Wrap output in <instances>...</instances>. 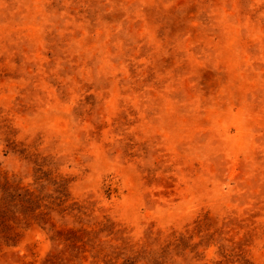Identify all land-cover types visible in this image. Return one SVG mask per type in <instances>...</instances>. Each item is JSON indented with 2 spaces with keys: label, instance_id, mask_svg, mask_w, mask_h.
<instances>
[{
  "label": "rangeland",
  "instance_id": "374dc122",
  "mask_svg": "<svg viewBox=\"0 0 264 264\" xmlns=\"http://www.w3.org/2000/svg\"><path fill=\"white\" fill-rule=\"evenodd\" d=\"M0 264H264V0H0Z\"/></svg>",
  "mask_w": 264,
  "mask_h": 264
}]
</instances>
